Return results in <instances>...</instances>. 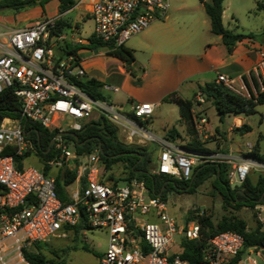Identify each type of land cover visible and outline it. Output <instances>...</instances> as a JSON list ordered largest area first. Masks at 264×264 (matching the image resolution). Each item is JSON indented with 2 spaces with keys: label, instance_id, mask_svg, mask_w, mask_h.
Returning <instances> with one entry per match:
<instances>
[{
  "label": "built area",
  "instance_id": "1",
  "mask_svg": "<svg viewBox=\"0 0 264 264\" xmlns=\"http://www.w3.org/2000/svg\"><path fill=\"white\" fill-rule=\"evenodd\" d=\"M86 1L94 22L93 38L111 47L123 46L153 22L164 19L169 9V0H79V4ZM57 19H37L23 29L0 32V93L10 89L21 101V119L55 130L58 136L79 132L83 125L103 116L125 136L127 143L158 145L157 165L152 175L188 181L198 165L225 164L228 184L237 188L251 172L264 174V160L247 156L254 148L251 144L245 145V151L189 152L145 128L143 122L148 121L154 105L132 104L129 111L123 112L108 100L89 96L79 87L82 80L89 78L78 52L59 57L54 54L56 43L65 40L64 35L51 34ZM89 43L78 39L76 46ZM252 74L258 90L262 91L264 53ZM216 84L244 99L257 95L251 81L247 85L243 79L238 82L218 74ZM102 88L118 92L111 85ZM205 104L199 89L191 110L193 128L199 135L207 131ZM55 142L58 155L47 164L54 169L69 164L76 167L73 183L65 187L68 202L57 195L54 177H46L31 166L18 170L13 156L3 154L11 147L16 155H21L32 146L20 120L4 118L0 122V264H11L13 260V264H30L23 252L32 244L65 237V229L77 226L82 220L87 227L108 232L107 249L99 264H190L180 257V252H170V246L176 233L181 236L185 233L182 238L188 240H199L196 221L188 222L186 229L177 228L166 213L162 198L150 196L143 180L131 179L122 187L112 181L103 182L98 151L78 155L69 150L62 136L56 137ZM151 210L156 211L161 225L143 220ZM244 245L245 239L240 234L219 233L207 240L200 264H232L239 255L234 264H264V247L244 250ZM251 252L262 257L261 260L241 263V257ZM12 254L14 258L8 259Z\"/></svg>",
  "mask_w": 264,
  "mask_h": 264
},
{
  "label": "trees",
  "instance_id": "2",
  "mask_svg": "<svg viewBox=\"0 0 264 264\" xmlns=\"http://www.w3.org/2000/svg\"><path fill=\"white\" fill-rule=\"evenodd\" d=\"M59 3V13H64L69 10L74 3L71 0H57ZM204 11L209 18L212 34L221 37L223 44L229 52L232 51L235 44L244 38L254 39V35L247 36L234 34L232 31L224 28L222 24L223 15V0H199ZM35 0H0V9H8L14 12L25 10L34 5ZM68 26L63 19H57L55 28L51 31L52 35H60L64 28ZM264 35V31L261 36ZM87 48L92 49H108L107 54L119 60L124 70L135 79H139L142 72L135 64L133 51L126 48L124 45L119 47H111L108 43H103L93 38L89 39ZM264 42V41H263ZM63 54L76 52L77 47H69L67 44L61 45L58 49ZM243 81L249 85V82L257 89V95L250 99L238 97L222 86L215 83L206 84L201 87L206 104H210L220 121L230 116L252 115L256 112L259 105L264 104V79L261 80L262 91L258 90V84L250 73L249 78L243 77ZM79 87L84 90L89 96L94 99H105L101 93V84L95 79H84L79 83ZM110 102V101H109ZM179 107L181 120L187 126V135L191 140L181 145L180 147L186 151L194 153L209 152L204 144L198 140V135L193 128L192 122V101H184L176 99ZM21 101L13 95L12 90L7 89L0 93V122L4 118L18 119L26 134L27 140L31 143L32 149L21 155H16L14 148H6L3 151L5 155H12L15 166L18 170L24 167L25 159L34 155L38 158L42 168V174L46 177L53 176L55 181L56 193L63 202H68L65 195V187L71 185L75 178L76 167L69 164L51 174V167L47 162L53 160L58 155L56 142L51 144L57 134L55 130L43 128L39 124L32 123L21 119ZM235 133L244 135L250 132V127L246 124L239 128L233 129ZM77 139L69 135L62 136L64 143L68 147H72L78 155L90 154L98 151L100 159V179L104 181H112L116 184L117 180L127 182L131 179L143 180L147 186L150 196L163 197L165 191L175 190L177 192L186 191L192 192L196 187L203 184L204 181L213 178V186L218 191V196L221 199L222 209L227 208L231 211H237L240 207H248L254 209L256 206L264 205V174H257L255 182H252L249 177L245 182L237 188H231L227 180L228 166L225 164L204 163L196 166L191 178L188 181L177 180L165 175H152L151 171V152L142 149L136 145H127L119 140V133L116 127L108 122L103 116H99L96 120H92L83 125L81 131L75 132ZM164 138L176 143L181 139L180 133L175 127L168 129L165 132ZM247 156L255 159L264 160V154L259 151L256 144ZM198 213V214H197ZM84 220L73 229H80L86 226ZM196 221L199 224L200 239L188 240L182 238L180 240V257L187 260L190 264H200L202 249L206 247L207 240L213 238L219 233L230 231L240 234L245 239L244 250L251 247H264V232L261 231V224L251 230L246 229L244 221L237 218L233 213L222 216L216 223L212 220V215L205 211L199 214V211H194L186 216V222ZM48 243V242H47ZM47 243H35L28 250L23 252L25 260L30 264H64L63 261L54 259L55 252L46 250ZM240 258V255L232 263L234 264Z\"/></svg>",
  "mask_w": 264,
  "mask_h": 264
},
{
  "label": "rangeland",
  "instance_id": "3",
  "mask_svg": "<svg viewBox=\"0 0 264 264\" xmlns=\"http://www.w3.org/2000/svg\"><path fill=\"white\" fill-rule=\"evenodd\" d=\"M57 3V0H35L34 5L19 12L0 9V32H7L16 26H21L15 23L16 16L18 15L27 14L28 16H32L38 14L40 15L39 19L53 17L52 15L55 14ZM222 5V23L224 28L232 31L234 34L244 36L252 34L254 35V40H264V35L261 36L264 31V0H223ZM178 7H184L185 10L176 12L175 14V9ZM167 13H172V15L174 13V15H176L174 22L170 24L171 31L168 36L169 38L180 40L193 39L195 41H198L199 36H204L209 40L213 38L212 34L207 32L209 21L206 13L200 6L199 0H169V9ZM79 14L80 12L73 11L64 17V21L71 25L63 30L66 36L65 42L69 47H72L71 37L75 40H89L94 30L93 19L88 15H86L83 20H78L77 27L79 31L75 32L73 30L75 29V18L77 17L78 19L80 16ZM34 19L35 18L32 16L31 19L28 20V26L32 24ZM163 21L165 20L160 19L152 24ZM132 38L124 44L126 48L130 44ZM135 40L136 39H134V42H137V40ZM62 44L63 41H58L53 48L56 57L65 55L58 51ZM83 49L93 53L103 52L106 53L108 58L116 59L107 54L108 49H92L87 47H83ZM83 49L77 48L79 51ZM102 92L106 95L105 90H102ZM203 111L209 120L211 134L203 133L199 135L196 131L195 132L198 135V140L204 144V147H206L208 151L217 153H225L230 150L245 151V145L251 144L255 146L258 144L260 153L264 154V104L257 106L256 112L252 115L239 116L240 119L243 120V124L250 127V132L244 135L235 133L234 130L231 132L224 131L223 128L225 126L229 127L232 125L233 118L226 117L223 121H220L219 116L210 104H205ZM143 125L151 133L148 122H143ZM156 125V129H154L152 133L160 137L162 136V131L158 129L159 121L156 122ZM118 137L121 142L127 145H136L127 143L125 136L120 131ZM183 137V139L176 141L177 145L181 146L191 140V137L185 138V135ZM139 147L146 149L147 152H151V167L155 168L159 154L158 145L148 142ZM69 150L73 151V148L69 147ZM23 165L37 168L39 166L34 157L25 159ZM249 178L252 182H255L257 173L251 172ZM212 182L213 178L210 177L190 193L186 191L177 192L175 190L165 191L162 200L166 206V213L174 220L177 228H187V214L194 211H199L200 214L202 211H205L207 214L212 215V220L215 223L219 221L222 216L233 213L237 218L244 221L247 230L254 229L258 224H261V231L264 232V205L256 206L254 209L240 207L237 211H231L228 208L224 210L221 206V199L218 196V191L217 189L215 190ZM124 184V181H116L118 187H122ZM142 218L144 221L161 225L160 221L157 219L156 211L154 210H151L150 213ZM74 231H77L76 237L71 234ZM68 233V238H53L48 241L46 250L48 252H55L53 258L63 261L64 264H99L100 259L107 249L108 232L105 229H92L82 226L77 230L70 229ZM181 237L179 233L172 235L170 252L176 253L177 250H181ZM10 258L13 259L14 254L8 259ZM261 258L262 257L258 256L255 252H251L250 254L245 253L241 257V263H252L253 261L258 263ZM13 263H15L14 260L11 261V264Z\"/></svg>",
  "mask_w": 264,
  "mask_h": 264
},
{
  "label": "crops",
  "instance_id": "4",
  "mask_svg": "<svg viewBox=\"0 0 264 264\" xmlns=\"http://www.w3.org/2000/svg\"><path fill=\"white\" fill-rule=\"evenodd\" d=\"M71 1L74 5L64 13H59V3H57L55 14L52 16L64 20L65 15L73 11L80 12L78 19L77 17L75 18V29L72 28L75 32H78V20H83L86 15L90 16L87 11L89 2L86 1L79 4V0ZM205 1L208 2L209 0ZM200 6L204 10L202 4ZM183 10H185L184 7H178L175 9V14ZM32 16L35 18L33 22L40 17L38 14ZM32 16L27 14L16 16L15 23L21 26H16L5 33L28 27L27 22ZM175 17L174 13L173 15L172 13H167L164 18L165 21L156 22L140 34L133 36L127 46L128 49L133 51L136 66L142 70L138 80L133 79L124 70L119 60L108 58L106 53H93L84 50L83 47L88 45L78 44L76 46L78 39L75 40L73 37H71V44L72 47L76 46L83 49L81 51L77 50V52L83 60L87 77L95 79L101 84L99 91L108 101L123 112L129 111L132 104L150 103L154 105L147 121L151 133L156 129V122L159 121L158 129L162 131V136L160 137H164L168 129L175 127L180 133L181 139H183L184 135L186 136L185 138H188L187 126L181 120L176 99L193 102L194 94L201 87L210 83L216 84L218 74L226 75L236 79L238 82L244 76L249 78L250 73H252L264 53V40L244 38L237 42L232 51L229 52L221 37L212 34L208 17L209 27L207 32L212 34V39L209 40L204 36H199L198 41L169 38L170 24L174 22ZM70 26L68 24L67 27ZM61 35H64L63 31ZM134 39L137 42H134ZM65 41L66 36L62 45L67 44ZM103 85L117 87L118 92L112 93L105 90V95L102 92L104 90L102 88ZM230 117L233 118L232 125L236 124V126L232 128V125H230L226 127V131L231 132L233 129L243 125V120L239 116ZM206 130V133L211 134L210 124L206 126ZM30 157H34L39 165L38 168L31 167L40 170L42 166L38 158L34 155ZM57 170L51 168L50 173L55 174ZM69 230L65 229V237L57 238H68ZM71 234L76 237L77 231ZM177 252H181V250H177Z\"/></svg>",
  "mask_w": 264,
  "mask_h": 264
},
{
  "label": "water",
  "instance_id": "5",
  "mask_svg": "<svg viewBox=\"0 0 264 264\" xmlns=\"http://www.w3.org/2000/svg\"><path fill=\"white\" fill-rule=\"evenodd\" d=\"M225 129H226V126L223 128V130L225 131ZM64 135H69V136L73 137L75 140L77 139L75 133L67 132V133L58 134V136H64ZM58 136H56V137H58ZM55 138L52 140L51 144L54 143ZM182 237H185V233H182Z\"/></svg>",
  "mask_w": 264,
  "mask_h": 264
}]
</instances>
